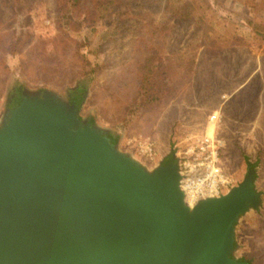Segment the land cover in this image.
Here are the masks:
<instances>
[{"label": "rangeland", "instance_id": "1", "mask_svg": "<svg viewBox=\"0 0 264 264\" xmlns=\"http://www.w3.org/2000/svg\"><path fill=\"white\" fill-rule=\"evenodd\" d=\"M219 1L223 8L210 0H82L68 31L56 0H21L16 11L15 1L0 0V116L14 81L18 91L67 97L82 83L80 116L115 132L121 150L148 167L174 154L180 163L206 159L210 148H200L210 136L228 182L220 195L249 165L256 171L261 205L237 224L236 255L264 264V42L244 20L264 21V0ZM228 10L238 25L227 22ZM183 11L190 17L180 18ZM11 37L9 45L20 41L14 53ZM147 58L160 64L156 83L143 89Z\"/></svg>", "mask_w": 264, "mask_h": 264}, {"label": "water", "instance_id": "2", "mask_svg": "<svg viewBox=\"0 0 264 264\" xmlns=\"http://www.w3.org/2000/svg\"><path fill=\"white\" fill-rule=\"evenodd\" d=\"M19 96L0 116V264H250L235 234L255 169L189 205L178 155L148 167L66 95Z\"/></svg>", "mask_w": 264, "mask_h": 264}, {"label": "trees", "instance_id": "3", "mask_svg": "<svg viewBox=\"0 0 264 264\" xmlns=\"http://www.w3.org/2000/svg\"><path fill=\"white\" fill-rule=\"evenodd\" d=\"M9 2H11L12 0H8ZM15 1V5L13 6L16 9V6L18 4H22L21 0H13ZM204 1V0H203ZM209 1V0H208ZM240 2H242L243 4H245V6L247 3H245V0H238ZM57 5H58V10L60 12L59 15V19L61 20V26L63 29H66L68 31L72 30V15H73V10H77L79 5L82 3V0H56ZM211 3L208 2V6H211L212 8L218 7V8H223L222 3L219 0H210ZM215 6V7H213ZM251 9V8H250ZM228 15H230L229 17H227V22H231L234 25H238V21H236L235 19L233 20L232 18V13L230 10L227 11ZM187 17H190V12L187 11L186 12H182L180 15V18L185 19ZM244 20L246 22V26L248 28H250V32L253 34L254 38L256 39L257 43H262L264 42V21L261 19H251L249 17H244ZM12 41H14V37H11L10 40H8L6 42L7 46L6 48H8V52H12L14 53V51H16L15 49L17 48V43H19L20 41L18 40V42L16 44H12L9 45ZM256 43V42H254ZM254 48V50H259V45H252ZM159 62L156 59H150L147 58L146 60H144L142 63H140V68H141V83H142V87L143 89H145L146 87H149L151 83H156V73L159 70ZM86 79H88L89 81H91V77L86 76ZM20 89V87H18ZM17 88V89H18ZM77 89H79V91L81 92L80 95L81 97H79L78 102H74V100L72 98L69 99L71 101V103H75L77 105H81V102L83 100V96L84 95V90L85 87L82 85H77ZM72 90V89H71ZM78 90H76L77 93ZM20 100V96H19V91H18V102ZM17 102V104H18ZM110 137L113 143H117V140L119 139V135H117L115 132L114 133H110ZM166 164V163H165ZM250 169H253V166L250 165Z\"/></svg>", "mask_w": 264, "mask_h": 264}, {"label": "built area", "instance_id": "4", "mask_svg": "<svg viewBox=\"0 0 264 264\" xmlns=\"http://www.w3.org/2000/svg\"><path fill=\"white\" fill-rule=\"evenodd\" d=\"M212 143V138L210 136L206 137L202 141V148H200L203 152H205L204 148H210L206 150V153L209 155L207 157L208 159H201L200 161L197 156H192V158H188L186 161L180 163L182 174L184 175V188L186 186L184 190L186 199L191 200L188 192H192L191 196L194 195L192 204H195L198 200L206 196H219L221 188L228 184L215 164L216 153ZM146 152H148V158L153 159V151L151 152L150 147ZM188 183L189 185L187 186L186 184Z\"/></svg>", "mask_w": 264, "mask_h": 264}, {"label": "flooded vegetation", "instance_id": "5", "mask_svg": "<svg viewBox=\"0 0 264 264\" xmlns=\"http://www.w3.org/2000/svg\"><path fill=\"white\" fill-rule=\"evenodd\" d=\"M12 85H13V87H12L11 93H10L9 98H8V103H9L10 108L15 107L17 105V102H18V89L16 86L17 82L14 81ZM76 90H78V92L73 94V92H76ZM80 93L81 92L79 91V89H77V85H76L72 90L68 91V96L70 98H72L74 100V102H78L79 97H81ZM82 96L84 97V95H82ZM165 163L167 164V162H165Z\"/></svg>", "mask_w": 264, "mask_h": 264}, {"label": "bare ground", "instance_id": "6", "mask_svg": "<svg viewBox=\"0 0 264 264\" xmlns=\"http://www.w3.org/2000/svg\"><path fill=\"white\" fill-rule=\"evenodd\" d=\"M211 132H212V126H211L210 129H209V134H211ZM183 184H184V183H183ZM186 185L188 186L189 183L186 184ZM185 188H186V186H185ZM185 188H184V185H183V189H184V190H185ZM191 193H192V192H188V195H189V197H190L191 200L186 199V202H187V204H189V205H193L192 203H193V200H194V195L191 196Z\"/></svg>", "mask_w": 264, "mask_h": 264}]
</instances>
